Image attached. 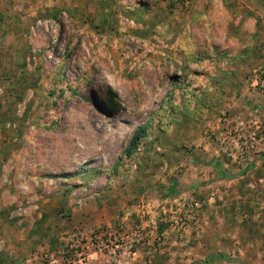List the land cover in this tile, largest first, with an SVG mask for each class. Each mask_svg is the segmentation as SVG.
Returning a JSON list of instances; mask_svg holds the SVG:
<instances>
[{"label": "rangeland", "instance_id": "1", "mask_svg": "<svg viewBox=\"0 0 264 264\" xmlns=\"http://www.w3.org/2000/svg\"><path fill=\"white\" fill-rule=\"evenodd\" d=\"M0 264H264V0H0Z\"/></svg>", "mask_w": 264, "mask_h": 264}, {"label": "trees", "instance_id": "2", "mask_svg": "<svg viewBox=\"0 0 264 264\" xmlns=\"http://www.w3.org/2000/svg\"><path fill=\"white\" fill-rule=\"evenodd\" d=\"M108 109H110L111 110V105L110 104H108ZM140 133H144V131L143 130H141L140 131ZM140 138H142V136H139V134H138V137H136V139H135V141L134 142H136L135 144H132V146H131V150H129L128 151V155L130 156L131 154H132V152L134 151V149L137 147V142H138V140L140 139ZM171 190H173V189H171ZM170 195V197H173L175 194L172 192L171 194H169ZM159 226H161V225H159ZM163 229H162V227H160V234H161V231H162Z\"/></svg>", "mask_w": 264, "mask_h": 264}]
</instances>
